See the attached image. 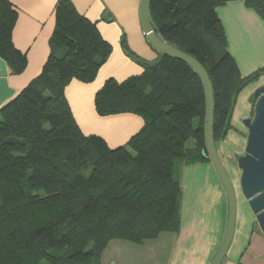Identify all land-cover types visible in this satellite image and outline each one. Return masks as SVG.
Listing matches in <instances>:
<instances>
[{"label": "trees", "instance_id": "16d2710c", "mask_svg": "<svg viewBox=\"0 0 264 264\" xmlns=\"http://www.w3.org/2000/svg\"><path fill=\"white\" fill-rule=\"evenodd\" d=\"M228 1L151 0L149 6L156 32L209 74L216 146L233 129L239 95L264 74L262 67L243 76L230 51L218 13ZM244 1L264 21V0ZM16 17L0 0V57L19 74L27 57L13 44ZM122 42L144 71L109 78L96 93V110L135 113L144 125L126 145L111 148L101 136L83 133L65 89L74 79L95 80L112 45L96 22L58 3L47 62L0 110V264H101L112 240L142 244L179 232L182 168L212 162L205 86L186 61L165 53L150 67Z\"/></svg>", "mask_w": 264, "mask_h": 264}, {"label": "crops", "instance_id": "0c3cea01", "mask_svg": "<svg viewBox=\"0 0 264 264\" xmlns=\"http://www.w3.org/2000/svg\"><path fill=\"white\" fill-rule=\"evenodd\" d=\"M7 1L17 13L12 31L13 44L27 57V66L19 74L13 73L8 66L9 84L16 94L41 73L48 60L56 27V8L60 1L69 3L97 23L103 38L112 45L111 55L95 80L84 83L74 79L66 87L65 94L84 134L101 136L111 148L126 145L142 129L144 119L129 112L102 116L96 110L95 96L109 78L123 81L144 71L142 64L124 49L123 38L130 49L146 61L157 58L141 25V0ZM218 13L230 51L242 75L264 67L262 18L247 7L244 0H229L218 8ZM105 15L109 20L104 18ZM263 83L264 75L241 92L233 114V129L217 145L236 193L235 230L222 264H264V233L242 193L241 169L234 159V153H242V146L245 151L247 134L242 120L252 115L253 105L249 96ZM181 186L180 230L178 233L162 232L153 239L156 242L155 253L162 255V251L168 249L166 264H210L226 234L229 213L226 190L212 162L185 166L181 173Z\"/></svg>", "mask_w": 264, "mask_h": 264}, {"label": "water", "instance_id": "95a60500", "mask_svg": "<svg viewBox=\"0 0 264 264\" xmlns=\"http://www.w3.org/2000/svg\"><path fill=\"white\" fill-rule=\"evenodd\" d=\"M150 2L151 0H141L140 21L145 36L158 49V57L152 61H145V63L150 67H155L162 62L165 53L174 55L194 67L200 74L205 86L207 97V148L226 190L229 205L226 234L219 250L210 262V264H222L235 230L236 193L214 138L215 103L212 81L205 67L196 58L168 43L156 32L155 25L150 17ZM104 18L109 20L107 15ZM8 74L7 62L0 57V110L16 95V90L9 84ZM249 102L253 105V114L242 120L247 128L245 151L244 153H234V159L241 169L240 187L242 193L248 200L252 211L256 215L259 227L264 233V83L250 94Z\"/></svg>", "mask_w": 264, "mask_h": 264}, {"label": "rangeland", "instance_id": "374dc122", "mask_svg": "<svg viewBox=\"0 0 264 264\" xmlns=\"http://www.w3.org/2000/svg\"><path fill=\"white\" fill-rule=\"evenodd\" d=\"M263 75H260L254 82L257 83L260 81ZM244 131L247 134V128ZM186 145L187 147H192L194 141L189 140ZM240 150L242 153L244 152L243 146ZM155 243L153 240H148L144 244H137L128 240H113L104 250L101 257V264H109V262L110 264H166L167 257L165 255H167L168 249L167 251L163 250L162 255H158L155 253Z\"/></svg>", "mask_w": 264, "mask_h": 264}]
</instances>
